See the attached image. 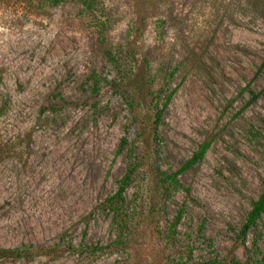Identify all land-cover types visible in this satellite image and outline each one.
Wrapping results in <instances>:
<instances>
[{
  "label": "rangeland",
  "instance_id": "rangeland-1",
  "mask_svg": "<svg viewBox=\"0 0 264 264\" xmlns=\"http://www.w3.org/2000/svg\"><path fill=\"white\" fill-rule=\"evenodd\" d=\"M95 2L0 0V264H258L264 0Z\"/></svg>",
  "mask_w": 264,
  "mask_h": 264
},
{
  "label": "trees",
  "instance_id": "trees-1",
  "mask_svg": "<svg viewBox=\"0 0 264 264\" xmlns=\"http://www.w3.org/2000/svg\"><path fill=\"white\" fill-rule=\"evenodd\" d=\"M81 4L84 7V9L88 11H93V8L95 7V0H81ZM257 8V7H256ZM254 7V10L258 12V10ZM264 64V63H263ZM174 94V90L169 92V94L165 98V102L162 104V108L158 109V106H155V123L157 124L160 122L161 115L163 113V110L167 107L172 95ZM125 140H122V145L124 146ZM210 147L209 142H204L201 145H199L198 150L193 153L191 158H189L180 168L179 173H182L192 166H194L196 163L200 162L207 150ZM134 172L133 168H129L126 172V174L123 176V178L119 181V186L117 191L108 199H106L105 204H107L108 208H111L117 215L122 214V207H123V194L126 190V188L129 185L130 178L132 176V173ZM175 175L169 178V181L171 183H175ZM264 215V182L262 184V191L257 197L256 200L252 201L251 208L249 212L247 213V216L245 218L244 223L242 224V227L240 228V231L238 233L239 238H244L248 231L255 226L256 222L261 219V217ZM102 250V248H95L93 250ZM28 254V251L26 249H2L0 248V259L1 258H22ZM258 264H264V256L259 261H256ZM235 264H240L236 262Z\"/></svg>",
  "mask_w": 264,
  "mask_h": 264
}]
</instances>
